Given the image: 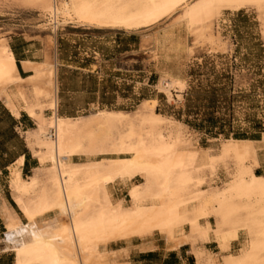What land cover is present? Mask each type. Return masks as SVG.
<instances>
[{"label": "bare ground", "instance_id": "1", "mask_svg": "<svg viewBox=\"0 0 264 264\" xmlns=\"http://www.w3.org/2000/svg\"><path fill=\"white\" fill-rule=\"evenodd\" d=\"M194 1L39 2L51 15L54 30L64 23L99 30L136 31L156 25L184 7L189 27H196L195 40L210 45L216 42L209 33L216 9L264 3V0H198L193 4ZM176 42L163 49V64L176 50ZM22 65L33 75L28 78L19 75L10 46L5 40L0 41V100L6 109L14 116L18 114L25 87L35 99L41 100L37 104L39 111H31L30 115L36 128L26 134L42 163L41 169L47 172L49 188L48 192L40 189L35 199H25L36 193L41 180L38 175L25 180L20 170L23 160L16 161L11 169V185L15 203L27 224L23 225L12 209L2 208L6 227L3 250L15 254V264H107L106 246L110 242L147 238L155 232L169 239L182 235L191 243L194 238L205 242L212 232L208 219L220 216L223 223H228L240 212L245 213L242 226L248 242L245 240L246 247L237 254L226 257V264H264V176L255 174L259 166L258 146L247 140L227 139L221 144L220 154L213 156L211 149L200 147L187 126L154 112L141 114L137 120L133 113L110 110L74 118L59 116L55 65L47 60ZM162 78L171 81L178 93L187 86L184 76L173 69H165ZM161 87L162 92L170 93L169 85ZM43 103L49 104V115L45 114ZM147 105L145 102L142 108ZM165 122L172 127L168 135L154 136L147 132L148 126ZM122 123L129 126L125 135L120 132L124 128L118 130ZM116 134L121 136L118 145L113 144ZM74 156L82 157V161L73 162ZM229 158L235 159L239 173L224 187L213 190L202 205L196 204L197 197L205 192L200 188L206 179L200 174ZM137 177L142 183L129 185V202L113 195L119 183ZM192 188L197 192H190ZM194 210H198V216ZM49 213L53 216L47 219ZM186 226L189 233L185 235Z\"/></svg>", "mask_w": 264, "mask_h": 264}, {"label": "rangeland", "instance_id": "2", "mask_svg": "<svg viewBox=\"0 0 264 264\" xmlns=\"http://www.w3.org/2000/svg\"><path fill=\"white\" fill-rule=\"evenodd\" d=\"M39 1L0 0V41L5 40L7 43L6 38L12 37L14 40L17 34L28 32L36 39L37 47L45 49L44 62L47 60L54 64L51 59L57 60V103L62 113L89 116L100 110H112L133 113L137 120L141 114L154 112L187 126L190 133L197 138L200 147L211 149L213 156L220 154L221 144L226 139L236 135L255 137L264 131V3L250 4L242 8L225 6L216 9L209 31L216 42L210 45L208 42L195 40L198 38L195 35L197 30L196 27H189L187 19L184 18V7L183 10L180 8L181 10L165 17L155 27L125 31L136 33L137 36L131 39L121 30L101 31L77 24L61 23L54 30L51 15ZM53 1L59 4L62 0ZM197 2L195 0L192 3ZM182 17L184 20L180 19ZM193 31L196 32L192 33ZM120 36L124 37L123 45L118 47L119 43L112 41ZM175 41L177 48L181 50L176 48L172 51L169 54L172 59L168 58L166 64H163V49ZM127 43H135L136 48L141 44L142 51H146V54L135 48H127ZM127 49L134 52L129 50L130 53H126ZM81 69L99 74H90ZM165 69H173L182 74L187 79L186 83L188 81V88L186 86L181 93L173 89L171 81H164L162 78ZM168 85L171 90L165 94L160 88ZM23 93L21 99L28 104L30 113L38 112L41 100L35 99V95L27 87L23 89ZM145 102L148 105L143 109L142 104ZM43 105L45 114H48L47 110L51 112L49 104ZM210 115L217 119L215 128H211L206 122ZM127 126L122 123L118 130L124 128L119 131L125 135L129 128ZM171 128V124L165 122L148 126L147 132L154 136L168 135ZM114 137L113 144L118 145L121 136L116 134ZM0 143L1 168L13 159L22 144L11 132L0 136ZM27 143L36 157L34 147L28 141ZM234 160H220L212 170L208 169L200 174L206 179V184L200 188L205 192L197 197L196 204L202 205L213 190L224 187L235 178L239 167ZM39 164L40 170L37 168L38 171L35 170L32 176L38 175L41 183L36 193L25 199H35L40 189L49 191L46 185L47 172L41 169V161ZM32 176L24 179L28 181ZM9 181V172L0 174V194ZM140 183L142 180L139 177L128 183H119L122 187L126 186L127 192L119 193L118 196H128L124 199L129 202V185ZM191 190L190 192H197L194 188ZM13 193L15 200L14 190ZM194 213L198 216V210H194ZM244 215L245 213L240 212L228 223H223L220 216L207 220H213L212 232L220 237L229 254L219 260L216 256L198 252L199 259L207 257L203 260L205 263L200 260V264H226V257L237 254L246 247L248 234L243 228ZM46 216L47 219L50 218L48 214ZM199 220L204 222L203 218ZM239 233L242 236L241 245L231 250L229 244ZM195 241L201 240L192 239V243H196Z\"/></svg>", "mask_w": 264, "mask_h": 264}, {"label": "crops", "instance_id": "3", "mask_svg": "<svg viewBox=\"0 0 264 264\" xmlns=\"http://www.w3.org/2000/svg\"><path fill=\"white\" fill-rule=\"evenodd\" d=\"M121 32H125V31H121ZM124 34L126 35L128 34V37L131 39L137 36L135 32H125ZM123 38H124L123 36L115 37V40H113L112 43L118 42L119 43L118 47H119L120 44H122ZM6 39L8 41L7 42L8 45L10 46V49L13 52L19 75L23 78H28L32 76L33 72L29 70H25L22 64L24 62H31L35 64L44 62L46 57L45 49L37 47L36 39H34V37H32L31 34H28V32L17 34L14 40L12 37ZM126 46L127 48L129 47L131 49L135 48L137 49V51L146 54V51H142L143 49L141 44H139L137 48L135 43L133 44L127 43ZM129 50L127 49L126 53H130L128 52ZM130 51L134 52V50H130ZM51 62L54 63L56 65V68L58 69L59 64L57 63V60L51 59ZM81 70L90 74H99L98 72L87 69H81ZM0 103L5 107L2 99L0 100ZM20 103H21V108L18 114L15 116L12 115L11 113L10 114L18 122V125L15 127L14 130L15 133L17 134V139L19 140V143L22 145L21 148L19 149V152H17V154L13 157V159L8 163L9 165L0 168V174H3L4 172L10 173V181L8 185L5 186V190L2 191V193L0 194V210H1L0 211V264H15V254L9 250L7 251L3 250L5 246L3 240L6 235L5 232L6 227H5V219L2 212V208L4 206H7L8 208L12 209L14 213L19 217L22 224L23 225L27 224L25 217L23 216L20 208L17 207L14 200V193L11 188V169L15 165L16 161L21 157L23 160V164L20 167L21 174L23 178H27L29 176L34 175L35 170L40 165L39 160L36 157H34L26 139L27 136L26 132L35 129L36 121L35 119H33V117L30 116L31 115V113L29 112L30 109L27 107L26 103L22 99L20 100ZM46 112H48V114L46 115L50 114L49 110H47ZM58 115L66 116V117H77L75 116V114L62 113L60 107L58 109ZM263 135L264 133L261 134L260 137H257L253 140H247L259 147L260 150V151L258 150L259 166L255 168V174L259 176H264ZM72 160L75 163H79L82 161V157L74 156ZM125 188H126L125 185L122 187V184H118L113 189V195L119 197L118 196L119 193L123 194V192H127ZM119 198L127 199L128 196L119 197ZM48 215L49 217H52L53 213H49ZM210 223L212 227H214L213 220H210ZM188 233H189V227L186 226L184 228V234L186 235ZM219 238L220 237H217L213 232H211L209 241H205V242L198 241L196 243H191L190 241H187L182 235H178L175 239H169L165 235L159 232H155L153 235L147 238L140 239L139 237H133L131 239L112 241L106 246V251L109 254L108 255L109 257H107L106 259V263L107 264H200L201 259L197 257L198 252H200L201 254L213 255L218 257L219 260H222L223 257L228 255L229 253L227 252L225 245L220 241ZM241 240H242V236L241 233H239L237 238L234 239L229 244L231 250L235 249L236 247H240ZM206 258L207 257H204L203 260ZM203 260L201 261L203 262Z\"/></svg>", "mask_w": 264, "mask_h": 264}, {"label": "trees", "instance_id": "4", "mask_svg": "<svg viewBox=\"0 0 264 264\" xmlns=\"http://www.w3.org/2000/svg\"><path fill=\"white\" fill-rule=\"evenodd\" d=\"M213 102V101H211ZM112 111V110H111ZM66 117V116H63ZM74 118V117H71ZM206 122L211 126V128H215L217 125V119L214 115H210ZM8 124V125H7ZM7 125V126H6ZM18 125V122L15 120V118L10 114L9 110H7L1 103H0V136H3L7 132H11L13 135L17 137V134L15 133V127ZM264 131H262L258 136H248V135H236L234 138L229 139H235V140H253L257 137H260L261 134H263ZM227 140V139H226ZM2 144L0 143V146ZM21 158V157H20ZM9 164H4L2 167L8 166Z\"/></svg>", "mask_w": 264, "mask_h": 264}]
</instances>
